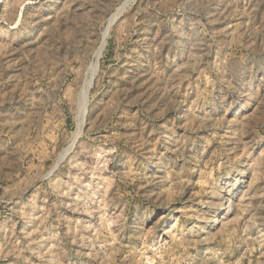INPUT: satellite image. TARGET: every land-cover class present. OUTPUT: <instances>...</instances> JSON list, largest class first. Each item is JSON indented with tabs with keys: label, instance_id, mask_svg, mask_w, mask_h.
Wrapping results in <instances>:
<instances>
[{
	"label": "rangeland",
	"instance_id": "rangeland-1",
	"mask_svg": "<svg viewBox=\"0 0 264 264\" xmlns=\"http://www.w3.org/2000/svg\"><path fill=\"white\" fill-rule=\"evenodd\" d=\"M0 264H264V0H0Z\"/></svg>",
	"mask_w": 264,
	"mask_h": 264
},
{
	"label": "bare ground",
	"instance_id": "bare-ground-1",
	"mask_svg": "<svg viewBox=\"0 0 264 264\" xmlns=\"http://www.w3.org/2000/svg\"><path fill=\"white\" fill-rule=\"evenodd\" d=\"M127 4V3H126Z\"/></svg>",
	"mask_w": 264,
	"mask_h": 264
}]
</instances>
